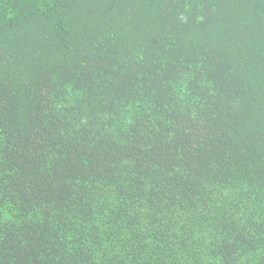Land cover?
I'll list each match as a JSON object with an SVG mask.
<instances>
[{
    "label": "trees",
    "instance_id": "16d2710c",
    "mask_svg": "<svg viewBox=\"0 0 264 264\" xmlns=\"http://www.w3.org/2000/svg\"><path fill=\"white\" fill-rule=\"evenodd\" d=\"M0 264H264V0H0Z\"/></svg>",
    "mask_w": 264,
    "mask_h": 264
}]
</instances>
